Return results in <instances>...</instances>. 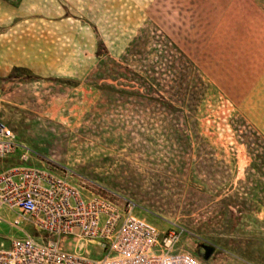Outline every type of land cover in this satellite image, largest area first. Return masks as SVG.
Listing matches in <instances>:
<instances>
[{"label": "rangeland", "instance_id": "obj_1", "mask_svg": "<svg viewBox=\"0 0 264 264\" xmlns=\"http://www.w3.org/2000/svg\"><path fill=\"white\" fill-rule=\"evenodd\" d=\"M25 13L40 52L0 77V118L33 164L177 227L199 259L213 248L204 264H264V0H27Z\"/></svg>", "mask_w": 264, "mask_h": 264}, {"label": "built area", "instance_id": "obj_2", "mask_svg": "<svg viewBox=\"0 0 264 264\" xmlns=\"http://www.w3.org/2000/svg\"><path fill=\"white\" fill-rule=\"evenodd\" d=\"M14 154L26 163L30 151L0 119V159ZM169 226L160 231L132 202L68 170L48 165L0 172V264H204L180 246L182 231Z\"/></svg>", "mask_w": 264, "mask_h": 264}, {"label": "crops", "instance_id": "obj_3", "mask_svg": "<svg viewBox=\"0 0 264 264\" xmlns=\"http://www.w3.org/2000/svg\"><path fill=\"white\" fill-rule=\"evenodd\" d=\"M27 9V0H22L15 4L12 0H0V77H7L10 74V71L13 68H32L33 62L37 61L34 56L40 52L39 48L32 47V49L27 48L25 45L26 40L29 39L32 35L27 32L26 23V13ZM33 25V24H32ZM36 30L38 33H33V36L38 39V41L45 42L48 39H53V34L46 33V25H37ZM31 29V28H30ZM1 119V118H0ZM17 138V137H16ZM19 143V142H18ZM5 159H13L16 161V164L11 167L19 166H33L36 168H41L48 166L49 164H39L35 165L31 161V156L26 163L19 161V154H14ZM8 169V168H7ZM6 170V169H5ZM1 172V171H0ZM256 215L263 222L261 226L256 228L258 242L264 245V212L259 208L256 211ZM152 224V223H151ZM32 233L31 229H27ZM5 234H9L8 229L3 228ZM14 237H20V233H13ZM3 235V234H2ZM189 252V251H188ZM191 254V253H190ZM194 256V255H193Z\"/></svg>", "mask_w": 264, "mask_h": 264}, {"label": "water", "instance_id": "obj_4", "mask_svg": "<svg viewBox=\"0 0 264 264\" xmlns=\"http://www.w3.org/2000/svg\"><path fill=\"white\" fill-rule=\"evenodd\" d=\"M202 249L204 250V255L202 256L203 261H206L210 259L212 256L214 249L211 247L203 246Z\"/></svg>", "mask_w": 264, "mask_h": 264}, {"label": "flooded vegetation", "instance_id": "obj_5", "mask_svg": "<svg viewBox=\"0 0 264 264\" xmlns=\"http://www.w3.org/2000/svg\"><path fill=\"white\" fill-rule=\"evenodd\" d=\"M200 254H201V257L204 255L203 252H202V250L200 251Z\"/></svg>", "mask_w": 264, "mask_h": 264}]
</instances>
